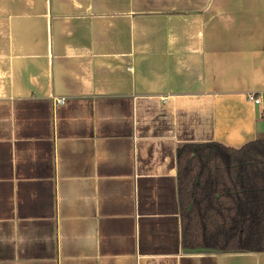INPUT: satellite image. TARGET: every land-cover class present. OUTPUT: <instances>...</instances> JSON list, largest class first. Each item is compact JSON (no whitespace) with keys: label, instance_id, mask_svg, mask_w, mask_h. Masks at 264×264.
Masks as SVG:
<instances>
[{"label":"crops","instance_id":"obj_1","mask_svg":"<svg viewBox=\"0 0 264 264\" xmlns=\"http://www.w3.org/2000/svg\"><path fill=\"white\" fill-rule=\"evenodd\" d=\"M262 134L264 0H0V264H264L187 250L177 187Z\"/></svg>","mask_w":264,"mask_h":264},{"label":"trees","instance_id":"obj_2","mask_svg":"<svg viewBox=\"0 0 264 264\" xmlns=\"http://www.w3.org/2000/svg\"><path fill=\"white\" fill-rule=\"evenodd\" d=\"M177 170L187 250L264 252V134L240 148L185 144Z\"/></svg>","mask_w":264,"mask_h":264},{"label":"built area","instance_id":"obj_3","mask_svg":"<svg viewBox=\"0 0 264 264\" xmlns=\"http://www.w3.org/2000/svg\"><path fill=\"white\" fill-rule=\"evenodd\" d=\"M251 100H253L254 103H255L256 105H259V104L262 103V100H260V98L257 99V98L251 97ZM58 103H59V104H63V103H64V99H60V100L58 101Z\"/></svg>","mask_w":264,"mask_h":264}]
</instances>
